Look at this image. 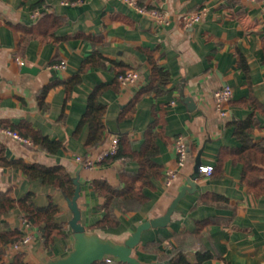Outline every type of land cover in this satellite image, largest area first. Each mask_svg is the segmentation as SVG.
<instances>
[{
	"label": "crops",
	"instance_id": "1",
	"mask_svg": "<svg viewBox=\"0 0 264 264\" xmlns=\"http://www.w3.org/2000/svg\"><path fill=\"white\" fill-rule=\"evenodd\" d=\"M139 1L171 12L172 21L159 24L123 0H0V122L26 121L65 143L52 153L38 144L0 134L7 157L64 165L72 177L79 176L82 224L89 232L117 242H124L139 224L165 214L192 178L197 187L180 200L170 223L145 230L133 255L145 264H169L168 257L178 250L191 262L197 261L198 251H209L213 257L203 264H264V193L249 190L242 162L226 154L221 162L220 154L223 148L242 146L235 122L253 113L259 124L251 136L255 141L264 140V0ZM44 6L49 7L47 15L34 18L33 11ZM203 7L208 8L203 20L185 26L182 14ZM28 35L32 37L23 42ZM95 46L107 58L136 71L138 78L133 84H119V88L110 87L100 95L107 107L103 118L107 137L92 155L98 156L118 136L122 156L89 169L76 156L88 154L90 129L85 125L76 133L77 127L87 110L89 94L100 83H114L116 69L110 63L88 69L70 95L64 81L79 72ZM151 56L170 72V82L162 93L146 94L131 107L139 89L151 82ZM63 61L66 68L52 67ZM51 84L43 106L40 95ZM224 86L233 89L226 117L217 112L213 98ZM184 96L193 98L194 107L183 100ZM253 98L259 106L252 104ZM154 121L159 147L154 159L162 166V174L143 188L147 199L140 209H118L119 225L95 227L105 215V198L95 189L94 181L106 179L122 187L123 172H138L140 162L134 156L141 151ZM179 134L185 135L189 145L182 168L174 144ZM198 162L214 165V173L206 176L197 171ZM169 170L177 172L171 185H167ZM0 188L10 189L16 199L33 192L37 206L54 201L60 207L57 221L65 225L64 234L47 247L40 228L26 226L25 211L20 207L1 214L0 231L20 229L29 233L31 240L20 249L13 244L0 247V264H12L19 253L24 254L27 264H46L70 253L75 242L69 224L73 212L60 188L29 178L20 168L3 166ZM209 193L212 195L205 202ZM112 261L121 262L114 257Z\"/></svg>",
	"mask_w": 264,
	"mask_h": 264
},
{
	"label": "trees",
	"instance_id": "2",
	"mask_svg": "<svg viewBox=\"0 0 264 264\" xmlns=\"http://www.w3.org/2000/svg\"><path fill=\"white\" fill-rule=\"evenodd\" d=\"M47 11L42 12L40 17L47 15ZM56 18V17H55ZM62 23L63 19H57ZM87 39L94 40L92 36L84 35ZM31 35L25 36L23 42L31 38ZM111 64L116 69V78L114 83H100L95 86L88 97V106L83 114L76 133L88 125L90 132L86 141L88 154L93 156L92 151L101 145L107 137V126L104 122V115L107 107L100 101V95L110 87L119 88V76L129 69L121 63H117L110 58H107L101 50L95 46L92 53L83 61L81 69L74 76L64 81L68 95L74 86L80 83L83 79V74L92 67H107ZM152 65L151 82L146 87L139 89L130 106L134 105L139 99L149 93L160 94L169 84L171 74L162 66L156 58L150 57ZM53 84L45 87L40 95L41 105L44 103V95ZM252 104L259 106L260 103L252 99ZM157 121H154L147 130L146 141L140 152L134 156L140 162V169L136 173L123 172V186L115 187L106 179H96L94 181L95 189L100 195L105 198L103 209L105 215L96 222L95 227H111L117 226L120 220L116 214V210L133 211L140 209L147 199V195L143 188L152 184V179L162 174V166L159 165L154 157L159 153V147L156 143L158 132L154 131ZM259 124L256 114H251L247 119L235 122L236 135L242 141V146L238 148H223L220 152L221 162L226 155L232 156L235 161L243 163V179L248 185L249 190L254 191L257 195L264 193V140L255 141L251 136V131ZM0 126L10 128L17 131L20 135L30 138L34 144H38L49 152L56 153L59 149L65 146L61 140L52 139L44 135L41 131L34 128L31 124L24 121L19 124H11L6 121L0 122ZM122 156L121 139L119 142V150L117 154L106 157L103 161L119 158ZM133 156V155H132ZM0 166L20 168L24 173L33 179H41L44 183L52 184L60 188L68 197H73L75 193V183L69 170L64 165L48 166L39 162L29 163L23 158L10 159L6 154V144L0 142ZM215 171V168H214ZM214 173V172H213ZM212 193L206 194L205 202ZM35 194L28 192L23 197L16 199L11 195V190L4 191L0 188V215L7 213L15 207H20L25 211V219L31 225H36L40 228L45 245L49 247L58 236L64 234L65 225L57 221V214L60 210L58 204L54 201L46 206H37L34 201ZM223 197L222 195H214ZM207 222V221H205ZM25 232L20 229L8 231H0V247L8 244L19 242ZM112 257V256H111ZM213 257L209 251H198L197 261L191 262L184 251L178 250L173 252L168 259L169 264H203L206 259ZM113 258V257H112ZM12 264H27L24 261V254L19 253L16 260ZM94 264H114L108 262L107 259L98 261ZM120 264H130L120 262Z\"/></svg>",
	"mask_w": 264,
	"mask_h": 264
},
{
	"label": "built area",
	"instance_id": "3",
	"mask_svg": "<svg viewBox=\"0 0 264 264\" xmlns=\"http://www.w3.org/2000/svg\"><path fill=\"white\" fill-rule=\"evenodd\" d=\"M126 2L129 6H131L133 9L138 11L139 13L146 15L153 19L155 22L163 25L169 24L173 19V14L171 12L165 11L158 7H147L145 5H142L139 0H123ZM250 1H257V0H250ZM45 10H49V7L44 6L43 8H38L33 11L32 16L34 18H38L42 15V12ZM208 8L203 7L200 10L192 11V12H186L182 14L181 18L184 22L185 26H192L194 24L199 23L203 20V18L207 14ZM52 67L54 68H66V62L56 63ZM138 78V74L136 71L128 70L127 72L121 74L119 76V81L122 86H126L129 84H133L136 82ZM233 97V89L230 86H224L222 88L217 89L214 94V103L215 108L217 112L223 116L226 117L229 114V109L227 107V104L230 102V100ZM0 134L6 135V136H12L20 141H23L27 144H33V141L30 138L23 137L20 135L17 131H14L7 127L0 126ZM119 142L120 138L118 136L112 138L110 141V144L106 150H104L102 153H100L98 156H76V160L85 168H94L99 162H102L106 157L117 154L119 150ZM175 151L177 154V161L178 165L182 168L186 165L188 155H189V145L186 140V137L184 134H179L176 136L175 141ZM214 165H206L201 164L199 167V171L206 176H211L214 172ZM167 185H171L173 182V179L177 176V172L173 170L167 171ZM26 226L30 227L31 224L28 220L25 221ZM31 240V235L29 233H25L23 238L19 242L13 243L14 248L20 249L23 245L29 243ZM108 262L112 261V257L108 256L106 257Z\"/></svg>",
	"mask_w": 264,
	"mask_h": 264
},
{
	"label": "water",
	"instance_id": "4",
	"mask_svg": "<svg viewBox=\"0 0 264 264\" xmlns=\"http://www.w3.org/2000/svg\"><path fill=\"white\" fill-rule=\"evenodd\" d=\"M183 100L190 107H194L195 102L192 97L184 96ZM200 165L201 162H198L197 171H199ZM73 181L76 186L75 193L73 197H67V199L73 212V218L69 221V224L74 231L75 242L72 250L67 256L51 259L46 264H94L98 261L104 260L108 256H112L122 262L130 264H145L133 255V250L140 243L143 232L152 227L167 226L170 223L180 200L187 194V192H193L197 187L196 182L190 178L189 184L182 188L165 214L139 224L135 232L128 236L124 242H117L110 238H103L97 233L89 232L82 224V215L78 204V199L81 193L79 176L73 177ZM151 264L165 263L153 262Z\"/></svg>",
	"mask_w": 264,
	"mask_h": 264
}]
</instances>
